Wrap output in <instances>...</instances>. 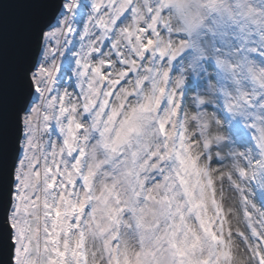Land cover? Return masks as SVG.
I'll list each match as a JSON object with an SVG mask.
<instances>
[{"label":"snow or ice","instance_id":"snow-or-ice-1","mask_svg":"<svg viewBox=\"0 0 264 264\" xmlns=\"http://www.w3.org/2000/svg\"><path fill=\"white\" fill-rule=\"evenodd\" d=\"M167 2L163 0L155 11L148 8L153 14L143 24L138 19L128 22L132 20L129 12L136 17L140 11L135 0H63L62 7L52 6L60 9L55 25L48 22L50 15L41 17V5L31 6L28 13L15 5H4L5 16L12 21L13 39L24 47L20 58L6 54L0 84V127L8 166L15 151L16 121L21 119V112H29L27 101L34 87L40 90L38 78L47 71L40 67L29 84V69L38 67L31 59L34 42L40 39L43 28L64 24L73 35L69 24L75 25L80 9L91 8L96 35L107 42V52L100 41L90 43L89 60L81 64V93L86 88L87 95L78 109L85 113L84 118L66 114L76 110L66 106L67 93L63 100L54 101L63 123L57 120L50 130L60 132L62 139L57 143H62L61 148L53 146L50 153L39 158L33 155L31 117L24 119L28 140L20 147L12 211L7 214L13 230L14 264H233V237L246 245L256 264H264V191L259 204L247 194L241 197L245 228L234 232L211 166L201 167L191 156L181 132L169 142L170 117L178 115L176 97L180 93L169 91L164 82L170 72L157 67V61L163 65L176 59L172 39H162L160 33V12ZM174 6L183 11L180 0ZM261 32L264 40V29ZM87 35L85 31L84 37ZM245 39L241 37V43ZM146 88L150 95L144 94ZM225 96V103L231 107V98L227 93ZM132 98L134 102H130ZM241 98L246 99L243 94ZM168 104L171 109L163 107ZM90 117L89 130L105 149L124 157L119 165L112 162L126 181L123 193L118 191L119 182L111 177L108 180L112 182L106 181L102 192L95 190L96 167L86 163L90 141L81 136L86 129L84 121ZM145 117L151 119L161 142L154 150L142 153L137 149L142 144ZM43 119L46 125L51 120L47 114ZM250 128L257 155L236 167L237 179L232 174L220 177L240 191V180L255 182L264 190V120ZM153 173L159 175L153 179ZM90 235L99 240V251L95 247L89 251ZM129 236L135 239L134 245L129 244Z\"/></svg>","mask_w":264,"mask_h":264},{"label":"clouds","instance_id":"clouds-1","mask_svg":"<svg viewBox=\"0 0 264 264\" xmlns=\"http://www.w3.org/2000/svg\"><path fill=\"white\" fill-rule=\"evenodd\" d=\"M83 2L91 3V0ZM162 2L135 0V8L140 11L136 17L129 12L127 15L132 20L128 22L133 23L138 19L143 24L153 14L148 12V8L155 11L161 7ZM175 2L168 0L160 12V33L162 39H172L177 49L176 59L163 65L157 61L158 68L170 72L169 80L164 82L165 86L169 91L175 89L180 93L176 97L178 115L170 117L169 142L175 139L176 132H181L187 138L191 156L198 160L201 167L211 166L218 196L223 197L235 232L245 227L241 197L247 194L251 199L260 198V193L264 191L255 182L240 180L243 189L240 191L231 182L220 179L228 174L237 179L236 167L246 163L247 157L257 155L256 145L250 139V126L264 120V40L261 39L264 0H180L182 12L174 6ZM92 15L91 8L80 9L75 25L69 24L75 33L73 35H69L64 24L58 28L44 27L38 48L34 45L32 62L38 67L27 75L31 79L40 67L47 71L38 78L40 90L34 87L27 101L29 112L20 114L23 132L18 143L19 147L27 144L24 119L30 116L32 154L37 158L46 152L50 153L53 146L56 149L63 146L57 143L62 139L60 132L50 130L55 127L57 120L63 123V116L54 103L56 98L63 100L67 93L68 100L64 101L66 106L76 110L66 114L78 120L84 118L85 113L78 109L84 95H87L86 88L81 93L80 85L84 81L81 64L89 60L87 53L90 43L100 41L105 45V41L96 35L97 29L91 22ZM68 19L71 20V17ZM85 31L89 33L86 37ZM241 37H246L243 43ZM181 40L183 44L179 43ZM69 88L73 90L69 91ZM226 93L231 98V107L225 103ZM144 94L150 95V89L146 88ZM242 94L246 99L241 98ZM96 99L101 100L102 97L96 96ZM134 100L132 98L130 102ZM163 107L171 109L172 105ZM45 114L51 118L47 125L43 119ZM154 117L155 112L152 113ZM84 123L86 129L81 136H86L90 141L86 163L89 167H96L95 190L102 192L106 181H117L118 191L123 193L127 188L126 181L121 170L114 167L112 162L115 160V164L119 165L124 157H116L108 152L94 132L89 130L91 117ZM142 124L144 135L137 150L147 153L159 146L161 136L148 117H145ZM80 143H84L83 139ZM245 153L247 156L241 155ZM158 175L153 173V179ZM109 177L112 181L108 180ZM233 241V264H256V258L250 250L246 251V245L238 237H233ZM128 242L134 245L135 239L129 236ZM88 244L89 251L93 247L99 251L100 242L91 235Z\"/></svg>","mask_w":264,"mask_h":264},{"label":"water","instance_id":"water-1","mask_svg":"<svg viewBox=\"0 0 264 264\" xmlns=\"http://www.w3.org/2000/svg\"><path fill=\"white\" fill-rule=\"evenodd\" d=\"M15 5L18 10L23 13L32 11L31 6L41 5V17L45 18L48 15L51 16V23L55 20L56 15L59 12V8L53 9L52 6L60 5L62 7L63 0H0V84L3 81V74L5 69L6 54L11 57L15 55L20 58L24 55V47L19 41L13 39V27L12 21L9 17L5 16V4ZM42 37L43 32H40ZM39 39H36L34 45L38 48ZM33 59V56L31 57ZM33 69H29L31 71ZM29 84L31 79L28 77ZM34 90V88H33ZM23 132L22 120L16 121V134H15V151L12 153V158L8 162L5 159L3 133L2 127H0V264H14L13 257L15 255V245L12 243V232L10 225L8 224L7 213L11 209L12 205V189L14 184V170L17 162L20 159V147L19 138Z\"/></svg>","mask_w":264,"mask_h":264},{"label":"rangeland","instance_id":"rangeland-1","mask_svg":"<svg viewBox=\"0 0 264 264\" xmlns=\"http://www.w3.org/2000/svg\"><path fill=\"white\" fill-rule=\"evenodd\" d=\"M78 31H79V28H78ZM105 45H106V47H107V42H105ZM72 90H73L72 88H69V91H72ZM20 155H22V150H21V149H20ZM20 158H21V156H20ZM17 165H18V162H17ZM17 165H16V166H17ZM14 183H16V181H15V175H14ZM13 191H15L14 188H13ZM255 200H256V202L259 204V202H260V201H259V197H257ZM244 228H245V227H242V230H244Z\"/></svg>","mask_w":264,"mask_h":264},{"label":"trees","instance_id":"trees-1","mask_svg":"<svg viewBox=\"0 0 264 264\" xmlns=\"http://www.w3.org/2000/svg\"><path fill=\"white\" fill-rule=\"evenodd\" d=\"M12 192H13V189H12ZM11 197H12V195H11ZM7 217H8V215H7Z\"/></svg>","mask_w":264,"mask_h":264},{"label":"bare ground","instance_id":"bare-ground-1","mask_svg":"<svg viewBox=\"0 0 264 264\" xmlns=\"http://www.w3.org/2000/svg\"><path fill=\"white\" fill-rule=\"evenodd\" d=\"M21 156V155H20Z\"/></svg>","mask_w":264,"mask_h":264}]
</instances>
